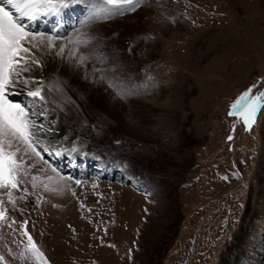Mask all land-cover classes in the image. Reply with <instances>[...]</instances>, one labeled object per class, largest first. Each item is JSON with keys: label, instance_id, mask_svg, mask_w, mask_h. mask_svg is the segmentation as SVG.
Returning a JSON list of instances; mask_svg holds the SVG:
<instances>
[{"label": "rangeland", "instance_id": "1", "mask_svg": "<svg viewBox=\"0 0 264 264\" xmlns=\"http://www.w3.org/2000/svg\"><path fill=\"white\" fill-rule=\"evenodd\" d=\"M89 15L76 6L57 21L70 17L81 32L106 20L107 39L124 41L127 55L138 41L144 82L150 86L156 77L159 89L145 94V107L126 106L128 128L104 115L103 127L78 122L76 113L64 110V117L48 100L65 131H93L70 144L87 157L69 166L53 147L52 154L25 157L35 165L21 178L27 191L14 190L15 207L3 196L6 264H35L25 252V229L47 264H264V109L251 130L229 115L253 85L254 93L264 92V0H141L123 15L76 25ZM18 92L9 98L28 103ZM129 131L134 135L123 134ZM51 132L40 139L52 146ZM122 144L123 153L111 147ZM32 175L52 180L33 188Z\"/></svg>", "mask_w": 264, "mask_h": 264}, {"label": "snow or ice", "instance_id": "2", "mask_svg": "<svg viewBox=\"0 0 264 264\" xmlns=\"http://www.w3.org/2000/svg\"><path fill=\"white\" fill-rule=\"evenodd\" d=\"M75 6H81L90 12L86 20L78 21L79 24H92L98 18H111L113 15H123L127 10H135L141 6V0H0V221L6 216L3 196L8 197V202L15 207L14 190L21 189V178L29 175V169L34 164H27L25 157L34 153L40 157L42 152L52 154L50 148L41 136L53 131L52 124L45 129V121L48 118L49 96L55 88L62 91L58 82L44 84L40 76H27L34 69L41 72L43 65L37 58V53L45 50H55V55L60 59H67L77 66H85L92 59L91 49L94 47L89 33L71 32L61 33L58 30H35L32 22L48 17H60ZM57 41H61L57 45ZM94 72L100 71L94 69ZM99 79L104 80L103 72ZM108 86L113 89L115 96L120 100L134 93L128 87H122L121 83L109 81ZM21 88L22 94L28 98V103L14 101L11 95L21 94L17 88ZM251 88L244 91L231 105L229 115H239L243 119L246 129L251 130L256 123L260 111L264 109V92H253ZM66 138V137H65ZM232 137L229 136V140ZM117 143H119L117 141ZM56 155H61L56 150ZM42 158V157H41ZM56 171L55 168L52 169ZM32 187H37V181L44 179L51 181V177L32 175ZM80 183L79 180L76 181ZM43 187L54 193L62 192L61 188L49 189L48 183ZM74 194V193H73ZM25 225L27 221L23 222ZM27 237L25 252L35 264H47L44 253L39 249L33 237L25 229L23 233ZM10 251V250H9ZM0 264H6L5 257L0 255Z\"/></svg>", "mask_w": 264, "mask_h": 264}, {"label": "bare ground", "instance_id": "3", "mask_svg": "<svg viewBox=\"0 0 264 264\" xmlns=\"http://www.w3.org/2000/svg\"><path fill=\"white\" fill-rule=\"evenodd\" d=\"M73 8H76V6ZM69 10L70 9H68L67 13L65 11L62 16L64 14L68 15ZM68 17L69 16H66V18ZM54 18L56 19H53L52 21L47 20L45 23L42 22L43 19L32 22V27L39 31V26H42L44 30L49 27L50 23L55 21L58 23L60 22L59 25L57 24L58 26H56L59 32H72L74 27H72V23L68 24L69 22H67L70 17L68 20L64 18L66 21H63V23L60 20L57 21V19L61 18V16ZM102 22L103 23L96 25L93 30L91 28H87L88 26L85 27L86 31L90 30L87 33L90 34L91 32L100 34L102 37L100 39L101 41L98 39H92V43L94 45V47L91 49L93 57L87 61L85 66H77L67 59H60L54 54L55 50H52L51 52L45 50L43 53H37V58L40 59L43 68L41 72H37L34 69V75L42 77L45 85L58 82L62 91H57L55 88H53L51 94L46 98L47 100L51 99L57 105L60 114H62L64 117L68 116L64 111L66 110L68 112L76 113L74 120H78V122H87L89 125L92 122H96L101 127H103L105 124L104 117H108L111 119V121L121 120L122 125L128 128L129 123L127 122V117L123 116L126 106L132 104L136 108L145 107L147 102L144 100L146 98H144V96H146L145 94L150 93L149 90L154 91L153 93L156 95L155 91H158L159 89L158 81L155 77L154 80L150 82V86H147L144 82L143 74H145V72H143V61L145 60L140 59L138 55L135 56L136 50L139 49L138 44L140 43L137 41L138 44H135L136 48L132 49L131 55H127V49L123 43L124 41L107 39V28L109 27V32H111L112 26L104 25L106 20H103ZM75 23L78 25V21ZM132 24V29H138L140 26L139 22H134ZM47 30H49V28ZM86 31L81 32L85 33ZM72 35L75 36L76 33H72ZM60 43L61 41H57V45ZM94 69H99L100 71L94 72ZM101 72H103L105 76L104 80L99 79ZM109 81L121 83L122 87L133 89L135 94L129 96L127 100H120L115 96L113 89L108 86ZM18 90L22 91L19 87L17 88V91ZM19 95L20 94L11 95L10 97H17ZM48 102L50 111L48 113L46 123L47 126L52 124L54 129L51 132V137L53 139L50 140V142H52V146L55 150L61 151V155L65 158L64 161H66L69 166H73V163L76 162L79 157L87 156H83V154L80 153H75L74 150L70 148V144L75 141V138L78 136L91 138L93 131L89 129V127H85L84 130H77L74 127L72 129L73 131H65L60 125L56 124V111L52 107L53 103L50 101ZM90 105H93L94 109L98 111L96 115L92 114ZM78 110L80 112H78ZM82 113H84V115H82ZM261 114L262 112L260 113L259 117ZM259 117L257 121H259ZM70 123L75 124V121H70ZM108 127L110 129L109 125ZM106 131L107 135L112 132L110 130ZM133 132L134 131H129L123 134L133 136ZM96 135L100 136V131L98 133L96 132ZM107 135H105L107 140L111 142L112 137L109 138ZM117 135H119V133H117ZM111 147L116 149V151L119 153H123V149H128V146L125 144L117 146L120 151L114 146ZM61 155H57V157L58 159L63 160ZM185 161L186 160L183 159L176 162L178 163L180 170H183L181 167L185 165ZM83 165L86 164L82 163L81 166ZM96 169L103 171L105 170L102 167H98ZM122 177L123 174L118 172L117 178ZM154 186L157 187L158 185ZM261 253L262 252H260V254ZM263 254L264 249L262 255Z\"/></svg>", "mask_w": 264, "mask_h": 264}]
</instances>
